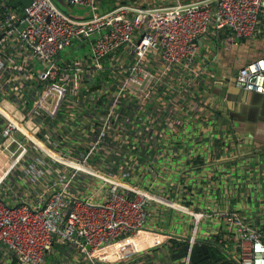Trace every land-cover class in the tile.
<instances>
[{
  "label": "built area",
  "instance_id": "obj_1",
  "mask_svg": "<svg viewBox=\"0 0 264 264\" xmlns=\"http://www.w3.org/2000/svg\"><path fill=\"white\" fill-rule=\"evenodd\" d=\"M55 1L0 0V264H158L210 217L230 260L264 264V217L181 202L236 152L211 107L216 50L262 32L264 0H61L87 18ZM75 40L89 50L62 60ZM233 84L264 95V54Z\"/></svg>",
  "mask_w": 264,
  "mask_h": 264
},
{
  "label": "crops",
  "instance_id": "obj_2",
  "mask_svg": "<svg viewBox=\"0 0 264 264\" xmlns=\"http://www.w3.org/2000/svg\"><path fill=\"white\" fill-rule=\"evenodd\" d=\"M140 3L148 4H168L169 2H175L176 0H135ZM182 2L191 0H181ZM262 32L255 38H244L238 41L236 45H233L228 50L217 49V64L218 72L221 70L230 69L231 65H241L247 61L264 54V17L261 20ZM217 82V80L215 81ZM234 87V84H233ZM238 89L237 87H234ZM251 101L256 103V106L250 108L252 115L257 119L259 117L260 124L264 127V96L251 95L249 97ZM258 122V123H259ZM240 153V152H239ZM243 154V151H242ZM223 155V157H222ZM217 159L219 167L215 166V169L211 174L202 173V166H198L194 172V176L191 180L192 186L187 188V198L182 197L181 202L185 205L198 204L203 205L205 208L211 207L220 209H235L245 216H257L264 217V165L259 166L257 171L252 176L244 175L243 169L235 168V165L242 166L243 161L240 159V155L235 152L234 155L228 154L222 150L221 153H216L214 157ZM214 162V161H212ZM199 170V171H198ZM198 171V173H196ZM240 178H239V177ZM239 178V180H237ZM252 182L258 183L257 191L253 192L251 187ZM218 184V185H217ZM254 186V184H253ZM215 189V190H213ZM218 190V191H217ZM232 191H235L233 193ZM180 222V217H175L173 220L166 218L158 222L159 229L162 231H172L177 229ZM216 223L214 218L210 217L204 220L200 225L199 240H207L212 238L216 234H210L214 231ZM183 229H181L182 231ZM210 234V235H209ZM161 254L158 252L157 257L158 264H170L167 250H162Z\"/></svg>",
  "mask_w": 264,
  "mask_h": 264
},
{
  "label": "water",
  "instance_id": "obj_3",
  "mask_svg": "<svg viewBox=\"0 0 264 264\" xmlns=\"http://www.w3.org/2000/svg\"><path fill=\"white\" fill-rule=\"evenodd\" d=\"M115 1L119 2L122 0ZM30 3L31 0H11L10 2V4L13 6L21 4L23 7L29 6ZM63 8L69 13L70 16L74 18H87L91 15L89 9L85 6L70 7L64 5ZM235 73L236 70L230 74H226L224 69L216 73L214 80H217V82L212 83L211 89L209 91L212 103L211 107L215 113L218 123L225 127V129L231 134V138L234 143L233 148L240 155L241 161H243L242 166H244V175H246L247 172L254 174L259 166L264 165V134L259 136L256 134L264 131V127H247L243 130H239L234 124L233 120L238 118L244 124L246 123V120H243L241 117L233 118V115H241L242 117L244 116V118H247L245 110L246 112H252L250 108L256 106V103L251 101L249 97L253 94L261 96V94L246 92L241 89L234 88L235 86L233 87V78ZM213 87L218 88L219 91L214 92ZM244 108L246 109L244 110ZM259 120L260 119L257 115V119H254V121H257V124Z\"/></svg>",
  "mask_w": 264,
  "mask_h": 264
},
{
  "label": "trees",
  "instance_id": "obj_4",
  "mask_svg": "<svg viewBox=\"0 0 264 264\" xmlns=\"http://www.w3.org/2000/svg\"><path fill=\"white\" fill-rule=\"evenodd\" d=\"M123 2H127V0L99 1V4L102 11H109L116 3ZM16 7L18 8V6ZM217 238L218 236L215 235L207 240L197 241L192 246H189L188 239H171L167 247L170 264H183L181 260L188 254L189 264H235L220 248Z\"/></svg>",
  "mask_w": 264,
  "mask_h": 264
},
{
  "label": "rangeland",
  "instance_id": "obj_5",
  "mask_svg": "<svg viewBox=\"0 0 264 264\" xmlns=\"http://www.w3.org/2000/svg\"><path fill=\"white\" fill-rule=\"evenodd\" d=\"M55 4L63 9V4L60 2V1H55ZM89 50V43H84V45L82 43H80L79 41H74L73 45L71 47H67L63 52V58L62 60L64 59H68V60H73L74 58L76 57H79L80 55L84 54L85 52H87ZM213 91L214 92H218L219 89L216 88V87H213ZM246 108H244L245 110ZM245 114L247 115V118H244V116L242 117L241 115H233V118H236V117H241L243 120H246V123H242V121H240L238 118L234 119V124L236 125V127L239 129V130H243L245 128H255V127H262V125L259 123L256 124V122L254 121V116L252 115V112H246L245 110ZM252 119H253V122H252ZM254 130V129H252ZM258 130V129H256ZM257 136L259 135H263L264 134V131L260 132V133H256Z\"/></svg>",
  "mask_w": 264,
  "mask_h": 264
},
{
  "label": "flooded vegetation",
  "instance_id": "obj_6",
  "mask_svg": "<svg viewBox=\"0 0 264 264\" xmlns=\"http://www.w3.org/2000/svg\"><path fill=\"white\" fill-rule=\"evenodd\" d=\"M239 66H240V65H238V66H237V65H231L230 69L227 70L225 73H226V74H230V73H232L233 71L237 70Z\"/></svg>",
  "mask_w": 264,
  "mask_h": 264
}]
</instances>
